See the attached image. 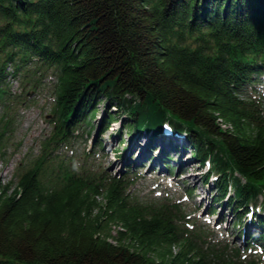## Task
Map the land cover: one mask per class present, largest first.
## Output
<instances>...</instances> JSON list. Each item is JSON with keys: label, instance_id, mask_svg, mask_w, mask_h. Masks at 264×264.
Masks as SVG:
<instances>
[{"label": "trees", "instance_id": "16d2710c", "mask_svg": "<svg viewBox=\"0 0 264 264\" xmlns=\"http://www.w3.org/2000/svg\"><path fill=\"white\" fill-rule=\"evenodd\" d=\"M47 72L52 137L0 183V264H251L198 243L175 206L130 194V176L46 159L91 125L95 101L98 131L120 121L153 141L168 126L237 233L264 248V109L249 92L264 82V0H0V146L10 83Z\"/></svg>", "mask_w": 264, "mask_h": 264}, {"label": "rangeland", "instance_id": "374dc122", "mask_svg": "<svg viewBox=\"0 0 264 264\" xmlns=\"http://www.w3.org/2000/svg\"><path fill=\"white\" fill-rule=\"evenodd\" d=\"M54 80L52 73L47 72L30 80L17 76L10 83L12 101L5 105L8 110L0 146V183L12 178L19 163L27 165L41 154L42 143L51 139ZM249 92L264 109V82L255 88L250 86ZM94 106L97 113L91 122L92 127L81 126L69 140L50 145L51 153L46 160L54 159L52 166L102 172L117 178L128 175L134 182L129 188L130 194L142 202L175 206L180 212V225L189 233H198V243L204 240L238 247L240 255L237 260L264 264V248L260 249V244L254 248L255 244L251 246L253 240L249 242L237 233V228L232 225L233 211L213 200L214 177L209 178V185L203 183L205 167L192 161L190 150L182 140H177L178 146L172 148L170 141L167 142L168 137H164L167 144L163 145L151 141L149 135L142 132L133 136L120 121H112L108 128L98 131L97 125L106 111L105 103L95 101ZM4 112L0 106V117ZM137 137L144 139L136 149L132 143ZM138 155L143 157L141 162L136 161ZM192 172L197 175L195 182L189 178L188 173ZM97 201L103 202L102 197H97ZM212 207L216 208L217 214L211 213L209 209Z\"/></svg>", "mask_w": 264, "mask_h": 264}, {"label": "bare ground", "instance_id": "6f19581e", "mask_svg": "<svg viewBox=\"0 0 264 264\" xmlns=\"http://www.w3.org/2000/svg\"><path fill=\"white\" fill-rule=\"evenodd\" d=\"M141 139H144L143 137L142 138H136L135 140H134V142L132 143V147L133 148H136L137 149V146L139 147V145H140V142H141ZM156 141H159V142H161V144H167V142H166V140H164V139H162V137H156V139H155ZM176 142V141H175ZM146 144H148V142H146ZM132 148V149H133ZM178 150V149H177ZM143 157L141 156V155H138V157L136 158V161L137 162H141V159H142ZM180 167H182L181 165H180ZM190 168V167H189ZM189 168H186V170L187 169H189ZM180 169H183V168H180ZM189 174V178L191 179L192 178V181L193 182H195V180L197 179V175L195 174V172H192V173H188ZM194 174V175H193Z\"/></svg>", "mask_w": 264, "mask_h": 264}]
</instances>
